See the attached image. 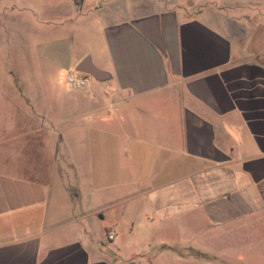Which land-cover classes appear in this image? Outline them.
<instances>
[{"label": "crops", "instance_id": "1", "mask_svg": "<svg viewBox=\"0 0 264 264\" xmlns=\"http://www.w3.org/2000/svg\"><path fill=\"white\" fill-rule=\"evenodd\" d=\"M184 233L264 256V0H0V264Z\"/></svg>", "mask_w": 264, "mask_h": 264}, {"label": "rangeland", "instance_id": "2", "mask_svg": "<svg viewBox=\"0 0 264 264\" xmlns=\"http://www.w3.org/2000/svg\"><path fill=\"white\" fill-rule=\"evenodd\" d=\"M11 66L14 65H6L8 70ZM19 68V70L26 71L27 65H20ZM59 130L61 129L52 128V138L58 134ZM86 131V135L90 134L88 130L81 131V134ZM71 146L74 145L62 144L58 147V152L69 153ZM134 242L135 247H129V244H126L128 250L131 249V252L134 250L143 256L141 260L147 264H238L236 260L241 257H238L236 251H232V249L238 245L245 247L247 244H251L252 240H248L246 243L241 235H190L189 233V235H147ZM238 242L239 244H237ZM142 243L144 246H139ZM221 249L227 250V256L223 253L225 250L221 252ZM253 251L252 247L240 251L244 259L242 264H264V256L257 259L252 255Z\"/></svg>", "mask_w": 264, "mask_h": 264}, {"label": "built area", "instance_id": "3", "mask_svg": "<svg viewBox=\"0 0 264 264\" xmlns=\"http://www.w3.org/2000/svg\"><path fill=\"white\" fill-rule=\"evenodd\" d=\"M92 77L84 74L77 72L76 70L68 72L66 76V81L69 87L72 89H83L86 88L91 81ZM115 236L111 233L109 235L110 240H114Z\"/></svg>", "mask_w": 264, "mask_h": 264}, {"label": "water", "instance_id": "4", "mask_svg": "<svg viewBox=\"0 0 264 264\" xmlns=\"http://www.w3.org/2000/svg\"><path fill=\"white\" fill-rule=\"evenodd\" d=\"M76 71L87 74L97 80L102 79L101 73L90 64L88 59H86L78 67H76Z\"/></svg>", "mask_w": 264, "mask_h": 264}]
</instances>
